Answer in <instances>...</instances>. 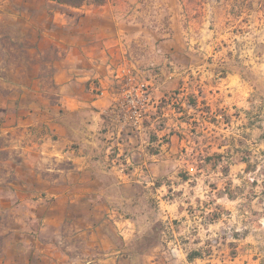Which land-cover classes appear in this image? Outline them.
I'll list each match as a JSON object with an SVG mask.
<instances>
[{
	"label": "rangeland",
	"instance_id": "374dc122",
	"mask_svg": "<svg viewBox=\"0 0 264 264\" xmlns=\"http://www.w3.org/2000/svg\"><path fill=\"white\" fill-rule=\"evenodd\" d=\"M104 4L0 0V264H264V0ZM95 19L103 101L64 143L53 76Z\"/></svg>",
	"mask_w": 264,
	"mask_h": 264
},
{
	"label": "crops",
	"instance_id": "0c3cea01",
	"mask_svg": "<svg viewBox=\"0 0 264 264\" xmlns=\"http://www.w3.org/2000/svg\"><path fill=\"white\" fill-rule=\"evenodd\" d=\"M59 7L65 8V10L69 12H75L74 18H76L75 21L78 19L76 25L79 29L83 28V22H90L92 16H95V14L98 13L102 14L103 9L107 10L109 8L105 4L101 6L83 5L79 8L68 6ZM64 15L65 18L64 21L62 20L61 24H68L67 19L70 17L65 13ZM51 22L55 21L51 20L49 24H51ZM92 25V28H88V30H80L79 34H69V39H66V41L71 44L70 50L64 56L63 64L58 66L57 72L53 76L54 83L57 86V96L60 104V106L57 105V107L62 108L63 110V113L58 112V116L55 118L56 121H58L55 129L58 133H67V137L62 139L64 143L71 142L73 137L72 133L76 132L74 125L66 123L65 118L71 115L80 116L88 114L89 116L93 113L92 109H99L100 104L103 101L99 95L93 93V90L95 88L98 89L100 85H92L94 82L102 83L105 79L100 70L103 69V66L97 63L93 64L91 61L92 58L90 59V57H92L95 52L97 54L98 51L102 54L106 53L105 47L102 45V43L105 44L104 38L106 34L105 30L100 27L99 20L97 21L95 19ZM94 27H99L98 30H100V34H97ZM86 83L87 85H84ZM97 113L100 114V112H95V114ZM91 125L93 124L88 123L87 125L88 129L86 130L88 135L92 128ZM76 126L78 127V124ZM83 130L85 131L84 128ZM88 166L89 164L87 163L82 167L87 169ZM94 261L95 260H89L85 262L83 259H79L76 263L80 264L82 262L81 264H93ZM96 261L106 262L107 259L102 258Z\"/></svg>",
	"mask_w": 264,
	"mask_h": 264
},
{
	"label": "trees",
	"instance_id": "16d2710c",
	"mask_svg": "<svg viewBox=\"0 0 264 264\" xmlns=\"http://www.w3.org/2000/svg\"><path fill=\"white\" fill-rule=\"evenodd\" d=\"M46 1L53 3L54 5H57V6H68L72 8H79L83 5H88V4L101 6L105 3L106 0H46ZM190 104L192 108L195 107L194 101H192V103ZM196 256H197L196 254H191V255H188L187 258L188 260H192Z\"/></svg>",
	"mask_w": 264,
	"mask_h": 264
},
{
	"label": "built area",
	"instance_id": "2783aa9c",
	"mask_svg": "<svg viewBox=\"0 0 264 264\" xmlns=\"http://www.w3.org/2000/svg\"><path fill=\"white\" fill-rule=\"evenodd\" d=\"M117 77H119V76H116V78ZM96 91L97 92H99L100 94H102V92L99 90V89H96ZM127 103H125V106H127V107H129V110L131 111V113L132 114H135L136 115V117H137V115H139V111H138V109H136V106L134 105V100L133 99H131V100H127L126 101ZM123 103H121L119 106H123L122 105ZM113 107H118V105H116L115 103H113Z\"/></svg>",
	"mask_w": 264,
	"mask_h": 264
}]
</instances>
